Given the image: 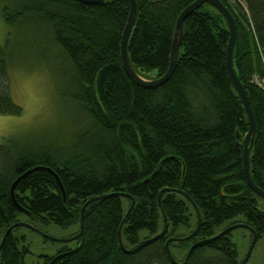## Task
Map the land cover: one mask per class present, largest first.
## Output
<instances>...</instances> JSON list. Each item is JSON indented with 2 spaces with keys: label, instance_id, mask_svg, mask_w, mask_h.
<instances>
[{
  "label": "trees",
  "instance_id": "1",
  "mask_svg": "<svg viewBox=\"0 0 264 264\" xmlns=\"http://www.w3.org/2000/svg\"><path fill=\"white\" fill-rule=\"evenodd\" d=\"M195 1L137 0L128 51L140 76L156 79L168 71L177 20ZM221 1L237 24L234 67L257 122L251 176L264 190V0ZM130 6L129 0H11L3 8L11 27L26 19L47 25L64 51L69 64L64 97L72 107L74 133L66 143L20 138L0 143V245L19 214L78 227L77 235L85 203L111 195L86 208L84 233L74 247L65 243L57 253L61 257L52 263L55 256H43L40 264H175L168 240L198 226L189 197L202 223L192 239L170 244L177 261L184 262L193 244L220 234L226 222L251 226L259 240L264 236L263 199L244 173L250 122L227 69L226 19L210 4L188 16L173 75L149 89L128 75L121 58ZM7 58V47H0V115L18 116L23 108L13 99ZM38 167L58 174L66 199L56 177ZM28 171L15 191L21 211L11 188ZM120 193L135 199L128 215L132 199L114 195ZM166 223L167 231L155 238ZM122 224V241L130 252L121 245ZM181 227L188 234L178 235ZM19 228L3 244L0 264H25L28 250L15 233ZM142 231L149 234L143 240ZM231 236L200 244L187 264H241Z\"/></svg>",
  "mask_w": 264,
  "mask_h": 264
},
{
  "label": "rangeland",
  "instance_id": "2",
  "mask_svg": "<svg viewBox=\"0 0 264 264\" xmlns=\"http://www.w3.org/2000/svg\"><path fill=\"white\" fill-rule=\"evenodd\" d=\"M10 1L0 0V47L8 49L7 67L12 95L16 104L23 108V113L18 116L0 115V143L4 138L66 143L74 133V119L72 107L64 97L68 90L69 71L64 51L51 37L47 25L26 19L13 27L9 26L2 14L4 6ZM242 3L246 7L243 1ZM259 203L264 208V200ZM18 220L33 225L58 240L69 239L78 231V227H61L54 223L33 221L26 214H19ZM230 226L232 225L226 222L218 231H224ZM188 232L183 227L177 231L178 235H186ZM15 233L21 237V246L28 250L25 264L43 263V256L56 257L60 248L65 245L51 239L46 240L27 227L17 229ZM148 235L147 231H142L140 239L143 240ZM231 239L242 263L253 240L251 232L245 228H237L232 231ZM66 245L74 247L75 241L67 242ZM176 253L181 259L183 254ZM247 264H264V236L258 241Z\"/></svg>",
  "mask_w": 264,
  "mask_h": 264
},
{
  "label": "water",
  "instance_id": "3",
  "mask_svg": "<svg viewBox=\"0 0 264 264\" xmlns=\"http://www.w3.org/2000/svg\"><path fill=\"white\" fill-rule=\"evenodd\" d=\"M82 1L84 3L87 4H100L105 2L106 0H79ZM130 2V15L128 18V22L127 25L125 27L124 33H123V37H122V42H121V58H122V62H123V66L126 70V72L128 73V75L140 86H143L145 88H149V89H153V88H157L163 84H165L173 75L176 66H177V62H178V58H179V53H180V48H181V44H182V40H183V26H184V22L187 19L188 16H190L193 12H195L196 10H198L199 8H201L203 5L205 4H210L213 7H215L226 19L228 25H229V29H230V39L228 42V47H227V69L229 72V75L231 77V80L237 90V92L239 93L244 106L246 108L248 117H249V122H250V129L248 131V133L245 135L244 138V151H243V166H244V173H245V178L246 181L248 183V185L250 186V188L259 196L264 200V190L261 189L259 186H257L255 184V182L252 179L251 176V163H250V158H251V152H252V147H253V143L256 137V132H257V122L255 119V114L248 96V93L246 91V88L244 87V85L242 84L241 80L239 79V76L236 73L235 67H234V52H235V47H236V42H237V24L235 21V18L233 16V14L231 13V11L229 10V8L221 1V0H196L195 2H193L192 4H190L179 16L178 20H177V24H176V31H175V37H174V41H173V47H172V53H171V61H170V67L168 69V71L161 77L156 78V79H145L142 76H140L137 71L134 69L131 60H130V55H129V51H128V44L130 41V37L132 35L133 29L135 27L137 18H138V4H137V0H129ZM38 169H45L50 171L57 179L60 187L62 188V191L64 193V197L66 199V192L63 186V183L61 181V179L59 178L58 174L51 168L48 167H38ZM31 171H28L26 174H24L23 176L19 177L14 184L12 185L11 188V194L12 197L15 201V204L19 207V209L21 211H25L21 206H19V204L16 201V197H15V191L17 188L18 183ZM162 191L160 193V199L162 198L163 195ZM114 195H124L127 196L125 194H114ZM111 195H104V196H98V197H94L90 200H88L85 205L83 206L82 209V217H81V231L69 238V239H63V240H58L55 238H52L50 236H48L47 234H45L44 232H42L41 230L35 228L33 225L27 224V223H23V222H18L13 224L4 234V237L2 239L1 245H0V251L2 250L3 244L5 243L7 237L9 234H11L16 228L18 227H27L30 228L36 232H38L39 234H41L45 239H51L53 241H57V242H61V243H67V242H71V241H76L78 240L84 233V225H85V211L86 208L94 201L96 200H101L103 198H107ZM129 197V196H127ZM189 197V196H188ZM132 199V206L129 209L127 215L131 212L134 204H135V199L133 197H129ZM190 202L192 203V205L194 206V208L196 209L197 212V216H198V226L196 227V229L189 235L185 236V237H173L171 239L168 240L167 242V250L169 253V256L171 258V260L175 263V264H187L191 253L202 243L205 242H210L212 240H215L217 238H219L220 236H224L230 232H232L233 230L237 229V228H245L247 230H249L252 235H253V240L251 242L249 251L247 253V256L245 258V260L241 263V264H247L248 261L250 260L253 251L259 241V235L258 233L255 231V229H253L251 226L247 225V224H236V225H232L230 227H228L227 229H225L224 231H222L220 234L216 235L215 237L211 238V239H207L206 241H199L195 244H193L191 246V248L189 249L186 258L184 260V262H179L177 261L170 249V244L174 241H187L192 239L193 237H195L201 227V223H202V215L200 213V210L198 209V207L196 206V204L193 202V200L189 197ZM165 221L167 222V218L165 217ZM168 229V225L166 223L165 225V229L159 233L155 238H158L160 236H162ZM122 230H123V224L120 227L119 233H120V240H121V245L122 248L126 251V252H130L128 250H126L123 241H122ZM154 239V238H153ZM151 239V240H153ZM59 257H61V255H57L56 257H54L53 262H55ZM50 263V264H52Z\"/></svg>",
  "mask_w": 264,
  "mask_h": 264
}]
</instances>
